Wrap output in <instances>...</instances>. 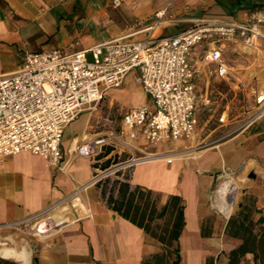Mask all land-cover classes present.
Returning <instances> with one entry per match:
<instances>
[{
  "label": "crops",
  "instance_id": "obj_1",
  "mask_svg": "<svg viewBox=\"0 0 264 264\" xmlns=\"http://www.w3.org/2000/svg\"><path fill=\"white\" fill-rule=\"evenodd\" d=\"M112 1L0 0V77L16 73L29 52L54 48L73 52L120 37L127 41L160 39L181 33L199 19L243 21L250 10L264 8V0H119L117 6H113ZM260 29L264 32V24ZM222 52L235 76L233 87H243L245 102L250 105L252 89H264V42L252 47L233 40L222 45ZM129 76L141 100L124 111L116 110V116L112 101H120L121 94H117L123 90ZM110 90L117 93L109 95ZM147 101L131 72L120 87L106 92L96 111H84L66 125L61 138L64 156L61 168L28 152L0 159V224L20 220L60 200L77 184L87 182L96 167L102 168L138 151L194 145V142H169L154 147L146 143L136 129L122 124L124 112ZM108 112L112 120L106 117ZM93 115L95 121L91 120ZM99 118L102 120L99 127L103 129L96 131ZM77 120L78 124L74 125L77 132L64 137L65 129ZM121 127L125 133L120 136ZM230 129L218 136L213 128L197 136V140H216ZM245 130L229 135L231 138L219 145L217 142L222 138L191 154L173 156L170 163L165 158L140 162L132 169L128 181L118 173L81 193L85 207L90 210L89 217L45 238L29 237L5 228L0 230V240L5 243L0 241V244L26 249L30 254L29 264H214L223 249L221 238L227 236V220H222L215 211L211 190L216 173L246 153L245 146H239ZM249 131L253 137L261 135L257 145L260 161L256 156L251 157L256 174L249 176L255 184L264 180V130L252 127ZM106 133L116 135L114 142L102 143L93 158L74 153L76 144ZM233 142L232 152L222 154L220 148ZM120 182L128 184L129 190L137 186L148 192L149 206L155 209L148 231L113 210L108 197L104 199L106 194L113 198L118 196ZM257 196L255 208L261 209V199ZM173 197L175 207L181 210L182 226L177 240L167 246L157 237L167 221V214L161 217L157 214L164 207L172 208ZM171 222L172 218L168 224ZM230 243L227 242L228 253L235 247ZM174 249H178L177 262ZM244 257L252 264L251 254ZM227 261L221 264H228ZM0 264L23 263L0 256Z\"/></svg>",
  "mask_w": 264,
  "mask_h": 264
},
{
  "label": "built area",
  "instance_id": "obj_2",
  "mask_svg": "<svg viewBox=\"0 0 264 264\" xmlns=\"http://www.w3.org/2000/svg\"><path fill=\"white\" fill-rule=\"evenodd\" d=\"M113 0V6L119 5ZM264 8L250 10L243 21L199 19L179 34L142 41L115 38L95 46L68 52L49 49L24 55L19 70L0 77V159L28 152L61 168V138L68 123L84 111H96L106 92L120 87L133 73L148 101L130 108L121 116L123 125L136 129L142 139L154 146L194 142L184 148L138 151L106 168H94L90 179L77 184L60 200L20 220L0 224V229H14L23 234L45 238L75 221L89 217L81 193L91 185L122 173L128 181L140 162L191 154L218 139L245 130L264 116V89H252V103L242 92L245 118L237 124L228 119L227 106H212L207 95L210 81L233 89L235 76L222 52L225 42L239 40L258 47L264 42ZM204 86L202 92L200 87ZM243 90L242 86H236ZM209 113L201 123L199 111ZM106 117L112 120L108 112ZM231 128L216 140H197L213 128ZM207 132L204 133V128ZM123 127L119 135H124ZM116 135L106 133L85 139L74 153L93 158L105 141ZM121 176V177H122ZM108 194L105 195L106 200Z\"/></svg>",
  "mask_w": 264,
  "mask_h": 264
},
{
  "label": "rangeland",
  "instance_id": "obj_3",
  "mask_svg": "<svg viewBox=\"0 0 264 264\" xmlns=\"http://www.w3.org/2000/svg\"><path fill=\"white\" fill-rule=\"evenodd\" d=\"M229 58L232 56L230 54H227ZM237 56V55H236ZM135 87L131 77L129 76L127 78V81L125 84L122 86L123 90L120 91L117 95L121 94V99L120 101H116L115 99L112 101L113 102V114L118 116V109L124 111L127 109V107H132L135 106V102L138 100H141V96L139 93L135 92L133 88ZM201 91H205V87L201 86L200 87ZM141 92V90H139ZM143 92V91H142ZM112 93H117L115 90H110L108 92L109 95ZM207 95L210 99L215 101L212 106H227V114H228V119L235 121L237 124L240 120L245 118L246 114L243 112L244 111V103L242 100V91L238 90L237 88H230L228 89L227 87L223 86L221 83L218 81H210V84L207 87ZM107 100L104 102V104H107ZM124 105H123V104ZM247 104V102H246ZM249 104H247V107ZM104 111V107L101 109ZM209 113L206 111V109H201L199 111V117L201 120V123L205 120L206 116ZM80 120V119H78ZM78 120L71 124V126L67 127L64 131V137L66 136H71L77 132L75 130L74 125L78 124ZM91 120L95 121L96 117L93 115L91 116ZM99 123L98 127L95 128L96 131H100L103 129L100 126V123L102 120L99 118ZM216 128L215 135H221L223 132H225L228 127H217L215 124L210 126V128ZM252 127H257V130H264V116L259 119L257 122H255L253 125H251L249 128L245 130L243 133L244 136H241V142L240 145H244L246 148V153L244 155H241L239 159L233 160V162L229 165H224L220 171H218L215 175V181L213 188L211 190V199L213 201V198L216 195V190L219 188V186L226 180L230 179L233 183V185L236 186V189L232 194L229 195V201H235L233 209L229 216L225 218L216 208L215 211L217 212L218 215L221 216L222 220L226 221L229 219L230 216L235 215L237 211L243 206V205H248L252 209H255V201L257 200L259 195V198L261 199V202L259 203L261 207V213L264 215V180L261 179L259 182H256L255 184L252 183L251 178L249 176L250 173L256 174L255 173V165H253V161L251 160V157L256 156L257 161H260L259 159V152L257 150V145L260 136L253 137L252 133H250V128ZM207 128H204V133L207 132ZM231 137L227 136L226 138H222L220 141H218V145L222 142H225L229 140ZM234 143H229L228 145H223L220 148V151L224 155H228L230 152H232V148L234 147ZM139 153H137L138 155ZM256 210V209H255ZM260 213L257 211L252 212V218L256 220ZM260 228V226L255 225L254 229L257 231ZM2 230V229H0ZM14 230V229H13ZM16 231V230H14ZM19 232V231H18ZM21 233V232H20ZM23 234V233H21ZM27 235V234H24ZM227 235V234H226ZM29 237L31 235H28ZM2 241V240H0ZM4 242V241H2ZM230 243L232 246H236L238 241L235 239L227 236H222L221 238V243H223V249H220V253L217 254L215 258L214 264H221L225 263L226 259H228V250H229V245L227 244ZM5 243V242H4ZM228 263V261H227ZM237 264H249V260L243 257L240 262Z\"/></svg>",
  "mask_w": 264,
  "mask_h": 264
},
{
  "label": "trees",
  "instance_id": "obj_4",
  "mask_svg": "<svg viewBox=\"0 0 264 264\" xmlns=\"http://www.w3.org/2000/svg\"><path fill=\"white\" fill-rule=\"evenodd\" d=\"M117 162L115 160L113 163ZM110 164L103 166L108 167ZM118 174V173H117ZM109 178H106L108 180ZM148 192L143 191L139 187H133L129 190L128 184L120 182L118 185V196L113 198L108 196V203L111 208L131 221L142 226L145 230H149V223L155 215L153 205L149 206ZM145 195L146 198H145ZM172 208H163L158 212L157 216L161 217L167 214V221L162 227L159 240L167 246L172 245L176 241L182 226V214L180 207H175L176 199L172 198ZM172 202V201H171ZM149 208L148 212L147 209ZM174 207V209H173ZM176 209V210H175ZM256 209V208H255ZM252 209L248 205H243L235 215L229 217L225 226V234L238 241L237 245L228 253V264H237L246 255H252V264H264V215L261 209ZM260 213L258 218H252V212ZM172 218L171 224H168ZM146 220V221H145ZM170 225V228L168 227ZM260 228L256 231L254 226ZM175 262L178 260V249H174Z\"/></svg>",
  "mask_w": 264,
  "mask_h": 264
},
{
  "label": "bare ground",
  "instance_id": "obj_5",
  "mask_svg": "<svg viewBox=\"0 0 264 264\" xmlns=\"http://www.w3.org/2000/svg\"><path fill=\"white\" fill-rule=\"evenodd\" d=\"M236 186L233 185L230 179L224 181L216 190V195L213 198V205L216 209L227 218L231 213L235 201H229V195L234 192ZM0 256L6 259H15L23 264H29L30 254L26 249L17 250L0 244Z\"/></svg>",
  "mask_w": 264,
  "mask_h": 264
}]
</instances>
